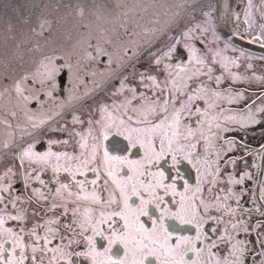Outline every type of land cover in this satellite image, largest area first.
<instances>
[{"label": "snow or ice", "instance_id": "obj_1", "mask_svg": "<svg viewBox=\"0 0 264 264\" xmlns=\"http://www.w3.org/2000/svg\"><path fill=\"white\" fill-rule=\"evenodd\" d=\"M0 264H264V0H3Z\"/></svg>", "mask_w": 264, "mask_h": 264}, {"label": "water", "instance_id": "obj_2", "mask_svg": "<svg viewBox=\"0 0 264 264\" xmlns=\"http://www.w3.org/2000/svg\"><path fill=\"white\" fill-rule=\"evenodd\" d=\"M0 3H3V0H0Z\"/></svg>", "mask_w": 264, "mask_h": 264}]
</instances>
